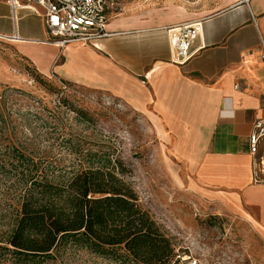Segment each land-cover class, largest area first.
Instances as JSON below:
<instances>
[{
  "label": "crops",
  "instance_id": "0c3cea01",
  "mask_svg": "<svg viewBox=\"0 0 264 264\" xmlns=\"http://www.w3.org/2000/svg\"><path fill=\"white\" fill-rule=\"evenodd\" d=\"M224 3L201 19L185 64L173 62L166 32L192 21L183 2L123 8L107 25L112 36L61 48L47 43L40 16H15L0 0V35H18L11 42L39 73L104 91L143 116L186 192L264 241V184L253 182L250 144L254 123L264 120V0Z\"/></svg>",
  "mask_w": 264,
  "mask_h": 264
},
{
  "label": "rangeland",
  "instance_id": "374dc122",
  "mask_svg": "<svg viewBox=\"0 0 264 264\" xmlns=\"http://www.w3.org/2000/svg\"><path fill=\"white\" fill-rule=\"evenodd\" d=\"M145 1L114 0V8L130 11ZM159 1L183 2L192 21L225 6V0ZM67 85L39 73L14 43L0 39V236L13 226L29 169L57 180L103 168L135 190L171 239L174 257L204 254L221 264H264V241L246 223L204 208L176 172L165 169V155L143 116L104 91ZM46 264L142 263L123 247L101 254L69 240Z\"/></svg>",
  "mask_w": 264,
  "mask_h": 264
},
{
  "label": "trees",
  "instance_id": "16d2710c",
  "mask_svg": "<svg viewBox=\"0 0 264 264\" xmlns=\"http://www.w3.org/2000/svg\"><path fill=\"white\" fill-rule=\"evenodd\" d=\"M23 179L16 219L0 236V264H46L69 240L101 254L123 247L142 264L174 260L171 239L113 170L90 167L56 180L29 169Z\"/></svg>",
  "mask_w": 264,
  "mask_h": 264
},
{
  "label": "built area",
  "instance_id": "2783aa9c",
  "mask_svg": "<svg viewBox=\"0 0 264 264\" xmlns=\"http://www.w3.org/2000/svg\"><path fill=\"white\" fill-rule=\"evenodd\" d=\"M16 16L20 9H28L43 19L49 35L47 43L64 48L73 42L96 44L102 38L112 36L107 25L114 14L122 10L114 8V0H6ZM248 1V0H247ZM112 15V16H111ZM202 29V20L182 22L166 29L173 62L187 63L193 56V44ZM0 39L19 41L18 35ZM59 80V79H58ZM64 88L68 85L59 80ZM253 160V182L264 184V120L253 125L250 136ZM262 148L261 155L256 157ZM171 264H221L204 254H177Z\"/></svg>",
  "mask_w": 264,
  "mask_h": 264
}]
</instances>
